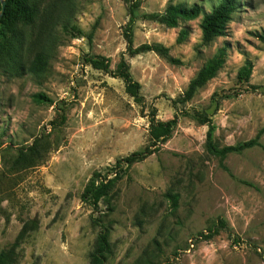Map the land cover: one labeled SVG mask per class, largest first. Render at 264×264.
Segmentation results:
<instances>
[{
  "label": "rangeland",
  "instance_id": "rangeland-1",
  "mask_svg": "<svg viewBox=\"0 0 264 264\" xmlns=\"http://www.w3.org/2000/svg\"><path fill=\"white\" fill-rule=\"evenodd\" d=\"M218 2L141 0V13H163L171 3L210 11ZM237 2L227 35L208 45L202 17L178 28L137 22L136 46L161 43L183 62L126 54L142 86L138 104L121 79L84 63L104 56L115 69L125 54L124 0L32 1L36 18L24 28L22 64L28 69L47 41L56 42L44 79L0 75V251L13 250V264H91L96 218L110 228L106 264H264V0ZM182 28L190 33L178 44ZM222 47L227 59L216 76L190 102L176 104ZM247 61L253 71L246 84L238 74ZM39 93L48 101L38 102ZM154 110L157 120L177 118L172 138L115 174L117 160L150 145ZM201 115L211 119L218 148L263 131L260 146L226 158L210 153ZM36 141L32 167L13 171L18 150ZM94 175L113 180L97 211L81 198ZM220 219L228 230L203 240Z\"/></svg>",
  "mask_w": 264,
  "mask_h": 264
},
{
  "label": "trees",
  "instance_id": "trees-1",
  "mask_svg": "<svg viewBox=\"0 0 264 264\" xmlns=\"http://www.w3.org/2000/svg\"><path fill=\"white\" fill-rule=\"evenodd\" d=\"M6 9L4 15L0 18V75H5L8 78L20 77L29 72L37 79H44L50 71L51 54L56 39L51 38L44 45L43 49L36 54L30 67H26L21 62V54L25 46L24 28L31 26L36 18L35 7L33 0H5ZM126 4L128 22L124 26L123 36L127 43L125 54L122 55L115 69L111 68V61L104 56H86L84 59L85 65L91 66L93 69L101 71L114 78L121 79L125 84L126 93L134 99L138 104H143L144 97L141 94L142 86L135 80L131 74L130 64L125 58L127 54L134 57L140 54L153 52L165 59L169 64L181 65L183 62L171 55L170 49L161 43H144L139 46L135 45V27L138 21L147 20L154 21L165 25L168 28H178L183 22L193 21L201 18L200 28L202 31V42L208 45L217 38L225 37L228 32L229 24L232 22L234 14L239 9L237 0H219L210 11H206L201 5L195 4L191 7L186 4H169L163 13H141V0H124ZM2 5L0 0V11ZM68 22H71L74 8L67 6ZM69 29V26H65ZM189 29L182 28L177 37V43L182 44L189 36ZM264 42V35L260 37ZM227 59V50L222 47L217 50L215 55L203 66L196 76L190 81L184 95L174 102L176 104H186L190 102L197 92L203 88L212 78L216 76L218 71L224 66ZM253 64L247 61L240 69L238 79L241 83H249L252 75ZM38 102H47L48 98L42 94L34 95ZM66 117L60 114V123H64ZM198 121L209 126L207 133L206 148L207 150L221 158H226L233 153H240L246 149H251L260 146L259 138L262 132L255 138L239 145L226 146L218 148L214 144L213 132L214 126L211 119L207 115L198 117ZM177 118L168 121L156 119V110L153 111V116L150 120V145L142 150L136 151L124 158L117 160L115 166V174L117 170L132 167L135 163L147 159L155 151L160 150L161 146L166 144L173 136ZM40 154L38 142H34L32 146L21 148L18 150V155L14 160L13 171L19 168L32 167V160ZM113 180L106 182L98 175H94L91 182L86 186L81 198L82 201L89 204L94 210L99 209V204L110 189ZM95 226L99 228L96 245L90 254L91 264H106L108 256L112 252L111 242L109 240L110 228L106 223H103L100 218L94 220ZM26 229V228H25ZM221 229H227V223L220 219L216 227L208 234L202 233L203 240H210L217 236ZM235 243L237 240H234ZM17 245V244H16ZM13 250L0 251V264H13Z\"/></svg>",
  "mask_w": 264,
  "mask_h": 264
},
{
  "label": "water",
  "instance_id": "water-1",
  "mask_svg": "<svg viewBox=\"0 0 264 264\" xmlns=\"http://www.w3.org/2000/svg\"><path fill=\"white\" fill-rule=\"evenodd\" d=\"M1 5H2V8H1V11H0V18L4 15L5 13V9H6V1L5 0H1Z\"/></svg>",
  "mask_w": 264,
  "mask_h": 264
}]
</instances>
